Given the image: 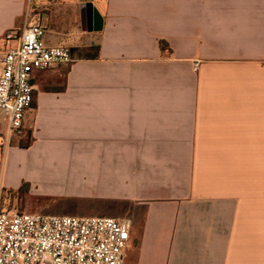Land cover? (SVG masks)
<instances>
[{
	"label": "crops",
	"instance_id": "crops-1",
	"mask_svg": "<svg viewBox=\"0 0 264 264\" xmlns=\"http://www.w3.org/2000/svg\"><path fill=\"white\" fill-rule=\"evenodd\" d=\"M36 18L73 61L0 117V200L129 219L124 264H264V0H0V55Z\"/></svg>",
	"mask_w": 264,
	"mask_h": 264
},
{
	"label": "built area",
	"instance_id": "built-area-1",
	"mask_svg": "<svg viewBox=\"0 0 264 264\" xmlns=\"http://www.w3.org/2000/svg\"><path fill=\"white\" fill-rule=\"evenodd\" d=\"M34 19L0 55V117L7 133H21L33 102V71L73 61L67 47H47ZM129 219L77 217L0 209V264H124Z\"/></svg>",
	"mask_w": 264,
	"mask_h": 264
},
{
	"label": "rangeland",
	"instance_id": "rangeland-1",
	"mask_svg": "<svg viewBox=\"0 0 264 264\" xmlns=\"http://www.w3.org/2000/svg\"><path fill=\"white\" fill-rule=\"evenodd\" d=\"M69 191H62L61 189H54L50 196L56 197H27L26 195L20 200L11 196L10 194H4L2 201L0 200V209L12 210L15 212L25 213H37V214H53L58 215L59 203L58 198L67 197L66 193Z\"/></svg>",
	"mask_w": 264,
	"mask_h": 264
},
{
	"label": "water",
	"instance_id": "water-1",
	"mask_svg": "<svg viewBox=\"0 0 264 264\" xmlns=\"http://www.w3.org/2000/svg\"><path fill=\"white\" fill-rule=\"evenodd\" d=\"M82 12L85 9L86 10V14H87V18L86 20H84L82 18V25L85 24V22L88 25V30L94 29L95 31L100 29V24H101V18L99 16V14L97 13V11H92V5L90 3H87L85 5H82ZM92 12V18L90 17V14Z\"/></svg>",
	"mask_w": 264,
	"mask_h": 264
},
{
	"label": "trees",
	"instance_id": "trees-1",
	"mask_svg": "<svg viewBox=\"0 0 264 264\" xmlns=\"http://www.w3.org/2000/svg\"><path fill=\"white\" fill-rule=\"evenodd\" d=\"M27 192H28V185L23 184L17 191H7L4 194H10L11 196L15 197L16 199L21 200L27 194ZM1 201H2V197H1Z\"/></svg>",
	"mask_w": 264,
	"mask_h": 264
}]
</instances>
